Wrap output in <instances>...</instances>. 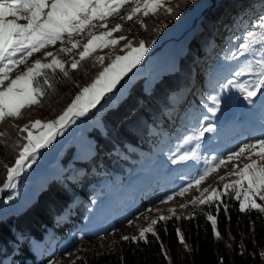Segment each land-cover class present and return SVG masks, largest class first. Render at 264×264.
I'll return each instance as SVG.
<instances>
[{
    "label": "trees",
    "instance_id": "1",
    "mask_svg": "<svg viewBox=\"0 0 264 264\" xmlns=\"http://www.w3.org/2000/svg\"><path fill=\"white\" fill-rule=\"evenodd\" d=\"M196 3L200 14L189 28L187 49L179 57L177 69L163 73L148 90L143 91L139 84L136 92L122 98L114 112L105 111L111 114L104 117L106 121L111 119L108 122L111 129L105 135H98L96 147L100 151L97 149L90 156L93 164L85 159L78 160L83 167L77 169L74 176L64 172L51 178L21 211L0 217V264H55L56 257L60 260L58 264H64L62 259L71 247L82 240L89 243L96 240V235L84 229L86 216L99 196L107 192V183L110 180L121 185L131 182L133 169L127 166L136 161L123 158L121 153L128 151L129 146L150 149L149 139H157L153 134L156 129H160V134L164 130L180 129L178 124L168 120L171 116L168 117L166 112L176 109L179 97L189 90L196 88L195 94L193 91L184 101L183 108L193 115V128L202 123V115L207 117L208 112L203 110L201 101L209 91L203 82L204 76H209L213 84L222 81L219 72L224 60L217 64L219 59L227 46L233 44L235 35L242 36L252 30L257 17L264 13V0H182L172 8L174 14L161 10L150 20H143L146 27L137 25L134 19L133 22H121L117 18L111 22L123 24L120 34H128L136 27V32L147 39L138 37L133 42L148 43L157 36L160 25L173 21ZM204 57L207 59H202ZM93 70L94 62L89 57L78 71L70 74L71 79H61L57 75L55 91L48 89L40 105L26 109H48L56 113L70 101L80 82ZM180 114L178 109L175 119ZM0 133H4L0 137L2 186L5 166L14 164L19 151L15 145L21 141L6 120L0 122ZM69 152L67 149L63 157ZM177 187L173 182L164 190L155 187L150 194L161 201ZM145 204L144 201V207ZM138 209V205L132 206L133 214L144 211ZM190 212L188 215H169L165 219L158 217L152 231L143 239L132 240L134 236L139 237V232H135L127 236V240L121 238L116 248L105 242L104 249L76 255L67 264H264V212L250 206L240 211L239 201L232 193L223 194L204 208L193 206ZM208 215L214 217L215 226ZM111 220L114 225H119L124 221L129 223L131 218L121 220L115 216ZM47 232L50 233L48 239ZM51 240H54V247L49 251L47 247ZM44 243L47 246L41 250Z\"/></svg>",
    "mask_w": 264,
    "mask_h": 264
},
{
    "label": "rangeland",
    "instance_id": "2",
    "mask_svg": "<svg viewBox=\"0 0 264 264\" xmlns=\"http://www.w3.org/2000/svg\"><path fill=\"white\" fill-rule=\"evenodd\" d=\"M181 1L171 0V3L166 6L173 8ZM198 2L200 3V1ZM197 4L181 13L173 21L160 25L159 33L150 42L145 43L143 41L147 50L144 52L139 63L131 68L130 71L126 72L116 83L115 87L103 95L100 102L94 108H91L86 115L76 118L75 123L69 124L62 135L56 136L47 148L39 151L31 167L26 168L20 174L23 181L20 179L21 182L16 183L14 188L0 192V217L21 211L46 186L47 181L51 178L60 176L64 172H67L70 176H74L76 170H81L83 167V163L78 160L85 159L90 161V165L93 164L90 156L95 150L98 149L100 151V148L96 147V141L99 139L98 135H105L111 129L108 127V122L111 119L108 118L106 121L104 118L111 114H106L105 111L110 109V112H114L115 106L122 98L127 94L136 92L139 84H141L140 87L143 91L148 90L153 82L163 73L177 69L178 59L187 49L186 40L189 36V28L200 14V7ZM153 16L150 14L148 17H144L141 11L134 18V22H137L136 24L139 25L141 21L150 20ZM20 22L24 23L25 21ZM136 29L135 27L132 32L122 35L132 41L138 37L147 39L145 35L143 36L137 33ZM120 33H114V36H119L121 35ZM239 37H241V34L233 37V44L227 46L225 54H223L217 63L219 64V62L224 60V64L220 67L219 72L222 76V81L218 84H213L209 76H204L203 82L206 83L209 91L205 92V95L201 97V101H203L202 108L205 112H208V108L214 106L210 97L217 96L221 103L215 116H212L208 112L206 113L208 117L206 120V116L202 115V123L199 124L198 128H193L191 122L194 117L190 114L189 110L184 111L185 108H183L184 101L188 99V95H192L193 91V94H195L196 88L195 90H189L185 95L179 97L176 109L166 112L168 117L171 116L168 120L173 124H178L180 128L178 130L180 132L176 129L172 132L164 130L163 134H160V129H156L153 134H156L157 139H149L151 142L150 149L129 146L128 151L121 153L123 158L136 161L131 166H127L133 169L131 182L129 184L125 182L121 185L119 182L115 183L112 180L108 182V179H105V182H108V190L105 194L100 195L97 201L90 207L84 228L96 235V240L90 243L85 240L79 241L63 257L62 261L64 264L69 263L76 255L102 250L105 248L106 243L116 248L121 238L127 237L135 232H140L144 228L151 227L153 229L154 224L152 222L158 217H166L169 215L179 216L181 214L188 215L191 213L190 209L193 206L204 208L211 202L200 204L199 200L206 199L212 193L213 189H216L222 195L225 192L227 193L226 195L232 193L235 197V193L231 190H226L224 185L232 183V181L237 179L235 175H230L233 171L234 164L237 165V168H241L245 163H250V160L246 159L249 155L247 152L242 154L238 160L231 162L225 160L224 165L216 168L199 185L193 183L191 187H188V182L193 180L204 168L214 166L219 159L226 158L233 151H238L239 147L244 143L252 142L264 133L259 132L257 129L243 131V128L239 125L237 129H233V132L231 130V133L229 132L230 134L226 133L224 129V125H228L229 121L234 124V120L236 121L235 124H239L242 120L245 122L255 120L264 123V103H262L264 102V96L258 95L254 97V103L249 104L248 101L244 100L243 94L237 86L250 83L255 79V76L247 71V62L251 60L254 64L255 59L264 55V49H261L257 45L255 46L257 49L255 54L249 53L244 56L238 55L236 58H232V54L236 51L238 43L241 42L238 39ZM125 43L127 41H120L119 45L114 49H97L91 54L90 57L94 62L93 72L90 75L88 74L80 82L76 93L70 101L60 110H57L56 113L48 109H26L27 111L23 113L20 119H5L14 127L15 135L19 138L21 135L19 129L25 124H29L37 119L47 121L60 115L68 104L71 103L75 95L79 93L81 88L90 85L99 72L108 66L110 60L107 57H109L110 52L121 56L125 55V52L119 50ZM58 47L59 44L47 50L55 51ZM99 56H104L106 59L102 63H99L96 61V58ZM35 59L43 60L42 53H35L30 57L28 61L29 66ZM65 59H70V57H66ZM202 59L205 60L207 57ZM23 67L22 65L19 70L23 71ZM237 72H241V75L236 76L235 73ZM12 76L14 78L15 73ZM229 80L235 83L229 84ZM221 85H225L226 87L222 88ZM178 109H180L181 114L175 119V114L178 115ZM238 116L240 118L236 119ZM208 126H211L213 130L205 132L199 139L192 138L196 136L200 128ZM217 127H219L218 130L215 129ZM214 131L226 134L213 136ZM232 133H234L233 136L231 135ZM34 134H36L35 130ZM220 137L228 145L226 149L219 147ZM146 147H149V144ZM67 149L70 152L63 157ZM193 150L196 153L195 158L176 164L171 162L172 158L178 159L180 155L185 153L191 154ZM132 152L138 155H134ZM252 159L258 160L259 158L253 156ZM221 177H224V179L221 180ZM143 182H146V184L142 185ZM173 182L178 187L168 194L173 196L172 200L162 202L166 200L167 195L160 199L161 201H158L150 194L154 186L161 189L165 186H171ZM141 185L142 187H139ZM182 188H187L188 190L183 195H177L176 193L180 192ZM204 189H208V191L205 192ZM240 199H243V195H241ZM193 200L196 201L195 204L192 203ZM144 201L147 203L145 207ZM257 202L264 205V201L258 200ZM137 205L139 209L144 211L135 215L132 212V206ZM70 213L72 214V212ZM115 216L121 220L125 217H130L131 221L129 223L124 221L119 225H114L111 219ZM49 235L50 233L47 232V239ZM45 243L41 245V250L47 246ZM53 243L54 240H51L47 250L50 251L54 247L52 245ZM59 261L57 257L53 260L55 264H58Z\"/></svg>",
    "mask_w": 264,
    "mask_h": 264
},
{
    "label": "snow or ice",
    "instance_id": "3",
    "mask_svg": "<svg viewBox=\"0 0 264 264\" xmlns=\"http://www.w3.org/2000/svg\"><path fill=\"white\" fill-rule=\"evenodd\" d=\"M170 3L171 0H0V122L7 118L20 119L23 109L40 105L41 98L47 94L48 89L55 91L54 81L57 75L61 79H71L70 74L78 71L82 62L97 49H114L120 41H127L119 49L125 55L110 52L107 57L110 60L108 66L99 72L90 85L81 88L60 115L47 121L37 119L19 129V141L22 142L15 145L19 151L14 164L5 166L6 175L0 192L14 188L17 178L26 168L31 167L39 151L47 148L56 136L62 135L69 124L75 123L76 118L86 115L94 108L103 95L110 92L120 78L143 57L147 50L145 43H134L122 34L114 36V33L123 31V24L111 21L117 18L121 22L132 21L141 11L144 17L155 15L161 10L172 15L173 9L166 6ZM141 27H146L142 21ZM251 28L252 30L238 38L241 42L232 58L255 54L257 45L264 49V13L257 17ZM57 44L59 47L55 51L47 50ZM35 53H42L43 60L35 59L29 66V58ZM66 57L70 59H65ZM105 59L106 57L99 56L96 61L102 63ZM21 65L24 66L23 71L19 70ZM247 71L255 79L237 86L244 100L253 104L254 97L264 96V55L255 59L254 64L253 61H248ZM235 75L239 76L241 72ZM228 83L235 82L229 80ZM210 100L214 106L209 107L208 112L215 116L221 101L217 96H211ZM212 130L211 126L202 127L192 138L199 139L205 132ZM3 135L4 133H0V137ZM245 152L249 154L246 159L250 163H245L241 168L234 164L230 175H235L237 179L225 184L224 188L235 193L240 211L243 212L250 206L251 209L264 212V205L257 202L264 201V133L252 142L244 143L238 151H233L226 158L219 159L214 166L204 168L188 182V187L193 183L199 185L211 172L224 165L225 160H238ZM253 156L259 159H252ZM195 157L193 150L191 154L185 153L178 159L172 158L171 162L176 164ZM220 179L223 180L224 177ZM187 190L182 188L176 194L183 195ZM204 191L207 192L208 189ZM221 195L222 193L213 189L199 203L219 200ZM241 195L243 199H240ZM172 199L173 196L168 195L162 202ZM192 203L195 204L196 201L193 200ZM207 218L215 226L214 217L208 215ZM151 231V227L141 229L139 237L134 236L131 239H143Z\"/></svg>",
    "mask_w": 264,
    "mask_h": 264
},
{
    "label": "bare ground",
    "instance_id": "4",
    "mask_svg": "<svg viewBox=\"0 0 264 264\" xmlns=\"http://www.w3.org/2000/svg\"><path fill=\"white\" fill-rule=\"evenodd\" d=\"M236 140V139H235ZM235 145V144H234ZM20 179L22 180V176L20 177ZM21 180H19V182L18 181H16V183L18 184V183H20L21 182ZM23 181V180H22Z\"/></svg>",
    "mask_w": 264,
    "mask_h": 264
},
{
    "label": "built area",
    "instance_id": "5",
    "mask_svg": "<svg viewBox=\"0 0 264 264\" xmlns=\"http://www.w3.org/2000/svg\"><path fill=\"white\" fill-rule=\"evenodd\" d=\"M20 177H21V176H19V177L17 178V180H16V181H19V180H20Z\"/></svg>",
    "mask_w": 264,
    "mask_h": 264
}]
</instances>
